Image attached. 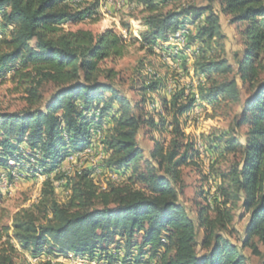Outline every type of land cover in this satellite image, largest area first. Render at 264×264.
<instances>
[{
    "label": "trees",
    "instance_id": "1",
    "mask_svg": "<svg viewBox=\"0 0 264 264\" xmlns=\"http://www.w3.org/2000/svg\"><path fill=\"white\" fill-rule=\"evenodd\" d=\"M171 1L141 0L150 14L136 41L188 75L197 46L194 74L189 83L176 80L172 93L168 79L149 75L142 99L132 102L115 85L116 73L101 65L126 56L129 40L113 28L94 34L63 27L98 21L99 1L0 0V78L12 72L26 92L25 107L0 111V173L10 182L45 177L39 202L15 212L11 225L0 224V264H18L20 251L50 257L40 264L74 254L107 264H249L244 248L264 264V0H204L161 11L159 5ZM222 14L244 25L236 69L228 58L207 53L225 37ZM185 29L188 43L180 48ZM239 79L251 92L235 128L208 143L211 152L222 146L223 154L240 152L241 158L220 175L214 195L202 192L206 203H198L193 216L181 200L183 167L201 157L186 134L188 114L223 99L238 101ZM45 84L55 88L47 98ZM242 126L247 130L240 137ZM142 130L154 143L148 157ZM97 141L104 184L93 167L59 171L69 155L96 148ZM57 181L70 191L65 202L56 198ZM240 208L249 214L241 245L232 239Z\"/></svg>",
    "mask_w": 264,
    "mask_h": 264
},
{
    "label": "rangeland",
    "instance_id": "2",
    "mask_svg": "<svg viewBox=\"0 0 264 264\" xmlns=\"http://www.w3.org/2000/svg\"><path fill=\"white\" fill-rule=\"evenodd\" d=\"M99 1L100 7V19L98 21H92L90 19L84 20L79 23H66L63 27L67 29H87L91 30L94 34L103 32L108 28H113L117 32L123 34L130 42L129 51L126 56L119 59L105 60L101 65L104 69H112L116 76L114 78L115 85L119 90L132 102L140 101L143 97L142 86L145 85V80L154 73H157L164 80L168 79V84H174L176 80L180 84L189 83L190 75H193V62L194 56L199 52L197 46H194L190 51V65L189 74L185 69L178 68L176 63L171 59H165L161 53L151 54L147 49L141 48L136 38H140L141 32L146 30L145 19L150 14L147 7L141 3V0H89V3ZM114 1V2H113ZM195 4L206 5L204 0H173L168 4H160L161 11L166 12L169 10H177L183 4ZM219 2L215 4V8L220 11ZM223 30L225 37L218 43L214 41L207 53L226 57L233 64L234 69L237 68V61L240 57L243 40L241 36V30L243 24L232 23L231 17L222 14ZM194 25L190 27L193 28ZM189 27V26H188ZM187 28V27H186ZM185 37L179 39L180 48L186 46L188 43L187 33L185 29L183 31ZM184 42V43H183ZM220 44V45H219ZM177 47L176 49H178ZM207 50V47H203ZM12 72H9L3 79L0 78V111H14L20 110L26 106V92L24 86L20 84L17 79L10 78ZM235 75V71L228 75L229 78ZM178 78V79H177ZM101 79H105L104 76ZM198 81H194V85L197 86ZM239 86L241 89L240 99L238 101L221 100L220 104L215 107L208 105L207 107L200 106V113L197 115L198 107L188 114L189 125L186 129V134L193 140H196L198 147L201 151V157L197 159L196 164H190L183 167V180H184V192L181 195V200L187 206L192 215L196 213L198 203H206L202 192L209 191L212 195L217 192L220 184V175L227 172L230 166L241 158L240 152L237 155L223 154L225 147H220L211 152L210 140L211 136L224 135L226 132H232L235 128V122L240 116L242 102L251 92V86L249 83H243L239 79ZM55 88L52 84H45L42 87V93L45 98L49 97ZM167 93H169V86ZM172 93V91H171ZM149 93L146 97H149ZM156 98H161L160 94L155 93ZM147 109L148 105L146 106ZM197 109V110H196ZM247 130V126H242L238 130V135L243 137ZM150 134H145L143 130L139 135V141L144 148L145 155L148 157L149 152L153 148V141ZM154 136L162 138L158 133H154ZM167 139H168V135ZM100 136H98V139ZM97 145V146H96ZM96 148H93V154L96 161H100V155L104 154L102 145L99 141L96 142ZM97 152V153H96ZM80 153H74L67 157L64 161L65 164L59 168L60 172L72 173L78 170L80 166L91 167V153L87 156L79 155ZM0 190L2 191V198L0 199V224L11 225L12 217L15 212L23 207L35 206L41 199V187L45 177L40 175L38 180H33L29 177L21 176L10 182L6 173H0ZM95 179L99 184L106 182V176L102 174L95 175ZM116 174L110 173V177L113 180H119L116 178ZM118 177V176H117ZM65 183L59 181L55 182L56 186V198L59 202H65L69 196V190L64 186ZM234 227L236 232L233 233V241L241 245L244 237V229L249 219V214L244 209L235 210ZM260 249L264 251L262 245ZM244 254L248 258L249 264H261L262 258L254 256L249 248L243 249ZM44 257V258H43ZM41 262L50 260V257L43 256ZM30 258V259H29ZM31 256L29 253L20 254L17 258L18 264H31ZM66 257H57L51 259L55 264H68ZM56 259V260H55ZM58 259V260H57ZM120 264V263H119Z\"/></svg>",
    "mask_w": 264,
    "mask_h": 264
},
{
    "label": "bare ground",
    "instance_id": "3",
    "mask_svg": "<svg viewBox=\"0 0 264 264\" xmlns=\"http://www.w3.org/2000/svg\"><path fill=\"white\" fill-rule=\"evenodd\" d=\"M114 2V1H113ZM187 27V26H186ZM189 28H191V27H189ZM187 29H188V27H187ZM185 31V30H184ZM179 32V31H178ZM179 34V33H178ZM180 35V34H179ZM182 38H184V36H180V40L182 39ZM177 39V38H176ZM184 43V42H183ZM196 97H198V95H196ZM197 110V109H196ZM201 111V110H200ZM97 146V145H96ZM91 148L92 147H90V148H88V149H86L85 151H83V152H81L79 155H81V157L82 156H87L89 153H91ZM94 151V150H93ZM100 157V160L102 159V157H104L103 155H100L99 156ZM103 170H99L98 172H97V174H100L101 172H102ZM95 175H96V173H95ZM117 177V176H116ZM43 256H40V257H33L32 259H31V264H38V262H40L41 260H43V258H42ZM34 258H37V259H34ZM30 259V258H29ZM66 259V261H67V263L68 264H76V262H77V259H81V260H84V263L85 264H92V263H100V261L99 260H97L96 258H90V257H82V256H79V255H71L70 257H68V258H65ZM56 260V259H55ZM58 260V259H57ZM107 264V263H106ZM118 264V263H117Z\"/></svg>",
    "mask_w": 264,
    "mask_h": 264
},
{
    "label": "built area",
    "instance_id": "4",
    "mask_svg": "<svg viewBox=\"0 0 264 264\" xmlns=\"http://www.w3.org/2000/svg\"><path fill=\"white\" fill-rule=\"evenodd\" d=\"M173 89H174L173 84H169V93H171V91H173ZM199 113H200V108L198 107L197 115H199ZM90 151H91V158H84V159H91V167H93V168L95 169V173H96V175H97V172L101 169V168L99 167V162H100V161H96V159H95V157H94V154H93V148H91ZM67 160H68V159H67ZM64 164H65V162L63 163V165H64ZM78 170H79V171L83 170V165L80 166V167L78 168ZM116 178H118V177H116ZM34 259H37V258H34ZM76 264H85V263H84V260L77 259ZM92 264H106V262L100 261V263H92Z\"/></svg>",
    "mask_w": 264,
    "mask_h": 264
}]
</instances>
